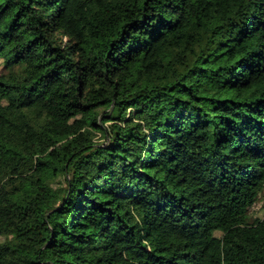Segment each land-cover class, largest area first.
<instances>
[{"label": "trees", "instance_id": "1", "mask_svg": "<svg viewBox=\"0 0 264 264\" xmlns=\"http://www.w3.org/2000/svg\"><path fill=\"white\" fill-rule=\"evenodd\" d=\"M0 103V264H264V0H0Z\"/></svg>", "mask_w": 264, "mask_h": 264}, {"label": "rangeland", "instance_id": "2", "mask_svg": "<svg viewBox=\"0 0 264 264\" xmlns=\"http://www.w3.org/2000/svg\"><path fill=\"white\" fill-rule=\"evenodd\" d=\"M1 104V103H0ZM2 195H5L4 192H1ZM39 199L44 200L45 197H40ZM5 205H7L11 210H14V207L12 206V203L10 200H7V198H4V202ZM248 213L250 216L254 217V216H258L261 215L263 212L260 208V202H256L253 206H251L248 210Z\"/></svg>", "mask_w": 264, "mask_h": 264}]
</instances>
